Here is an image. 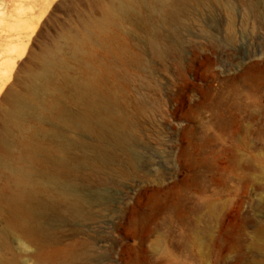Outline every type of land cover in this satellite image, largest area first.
Here are the masks:
<instances>
[{"label":"rangeland","instance_id":"1","mask_svg":"<svg viewBox=\"0 0 264 264\" xmlns=\"http://www.w3.org/2000/svg\"><path fill=\"white\" fill-rule=\"evenodd\" d=\"M144 1L0 0V67L14 61L0 107L51 52L68 63L58 104L78 109L66 71L94 77L132 145L56 115L27 122L72 142L65 185L86 204L59 207L36 238L14 226L0 166V264H264V0H189L170 19ZM94 147L114 159L85 162Z\"/></svg>","mask_w":264,"mask_h":264},{"label":"bare ground","instance_id":"2","mask_svg":"<svg viewBox=\"0 0 264 264\" xmlns=\"http://www.w3.org/2000/svg\"><path fill=\"white\" fill-rule=\"evenodd\" d=\"M187 1L189 0H149L150 3L158 4L169 19L178 15L177 10L182 9ZM120 3L119 12H127L130 9L127 2ZM109 15L108 13L107 16ZM6 46L9 54L15 50L12 44L7 43ZM49 53L37 58V68L26 74L27 77L21 81L20 91L7 89L2 98L3 105L0 107V145L4 149V154L0 155V166L9 168L16 179L14 188L5 199L10 207L14 226L36 238L47 236L43 229V220L51 213L57 212L59 207L66 205L72 213L81 214L86 201L81 195L68 191L65 185L66 177L77 163L71 161L68 156L72 142L61 137L57 130H31L27 127V122H44L56 115L68 128L95 133L104 142L117 145L126 153H130L132 149L129 134L118 120V114H114L112 99L94 77L89 75L75 80L66 74V71L62 75L60 86L71 88L78 109L71 112L58 104L54 98L56 92L53 80L59 77L60 71L68 63L64 64V60ZM13 65L14 61L10 55L9 60L0 67V94L6 79L10 77L8 75ZM66 69L68 70V67ZM48 96L50 99H47ZM47 138L55 141L57 146L49 148L44 143ZM83 158L90 164L106 163L113 160L114 155L105 147H94L91 149V155ZM54 189L58 191L53 193Z\"/></svg>","mask_w":264,"mask_h":264}]
</instances>
